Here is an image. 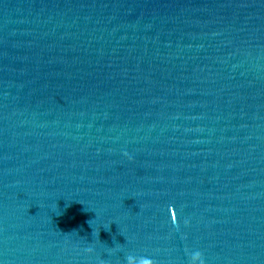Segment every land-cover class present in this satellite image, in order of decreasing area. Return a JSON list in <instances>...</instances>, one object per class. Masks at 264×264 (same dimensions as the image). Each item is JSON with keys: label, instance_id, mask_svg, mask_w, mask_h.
Instances as JSON below:
<instances>
[{"label": "water", "instance_id": "95a60500", "mask_svg": "<svg viewBox=\"0 0 264 264\" xmlns=\"http://www.w3.org/2000/svg\"><path fill=\"white\" fill-rule=\"evenodd\" d=\"M0 264H264V0H0Z\"/></svg>", "mask_w": 264, "mask_h": 264}]
</instances>
